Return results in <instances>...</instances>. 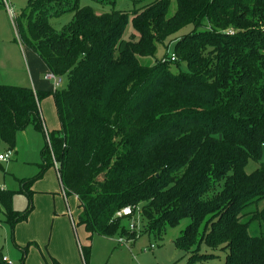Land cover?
Listing matches in <instances>:
<instances>
[{"label":"trees","instance_id":"obj_1","mask_svg":"<svg viewBox=\"0 0 264 264\" xmlns=\"http://www.w3.org/2000/svg\"><path fill=\"white\" fill-rule=\"evenodd\" d=\"M95 1L111 10L29 0L18 33L68 87L0 84V141L14 150L21 130L44 131L40 103L52 96L61 127L45 133L39 176L57 168L90 238L135 240L132 217L118 215L131 206L163 230L190 218L174 240L186 264H220L203 246L226 251L222 264H264V0H176L174 14L172 0L131 10ZM66 13L56 29L51 19ZM188 25L177 60L141 62ZM251 161L259 166L248 171ZM32 182L23 180L30 197ZM15 194L0 188V223L12 227L33 210L15 209ZM81 252L87 262L91 248ZM0 264H12L1 250Z\"/></svg>","mask_w":264,"mask_h":264},{"label":"rangeland","instance_id":"obj_2","mask_svg":"<svg viewBox=\"0 0 264 264\" xmlns=\"http://www.w3.org/2000/svg\"><path fill=\"white\" fill-rule=\"evenodd\" d=\"M150 1L152 0H118L116 6L117 9L131 10L142 7ZM28 3L29 0H0V84L31 86L33 76L51 86L52 84L45 77L48 72L47 66L39 55L24 43L16 27L17 18ZM81 5H90L100 11L111 10V5H102L95 0H81ZM176 9V0H172L170 13L174 14ZM72 16V13H66L60 17L52 18L51 23L60 30L72 19ZM192 29V25L181 29L167 40V45H157L156 57H141V62L151 65L157 59H161L162 62L169 61V56L174 53L178 39ZM133 32V25L129 24L126 30V38H131ZM186 68V64L181 62L179 69L185 70ZM62 79L63 82L58 87L59 89L68 87L67 80L64 77ZM41 107L42 110L45 108L48 110L53 120L56 118L55 127L60 128L54 100L50 101L49 97L43 99ZM55 127H51V123L48 124V129ZM39 131L42 139H45L44 131L41 129ZM44 145V140L43 143L28 142L19 134L14 150L9 149L7 144L0 141V154L7 151L12 152V157L8 161H0V188L16 191L13 200L15 209L24 210L28 206H33L28 219L19 222L15 227L5 222L4 216L1 215L0 250L10 263L52 264L50 247L56 253H61L62 246L69 244L66 238L68 230L65 226V217L70 223L74 245L77 246V249L78 242L82 245H91L88 264H186L188 262L190 253L178 248L174 240L191 222L190 218L183 219L179 226L167 227L166 230H163L154 226L141 214L136 227L137 237L135 240L121 244L119 242L121 235L114 238L95 235L90 242L84 227L79 226L74 229L72 226L69 216L71 212L69 211L73 212L72 214L76 219L78 214L76 198L74 196L64 197L54 167L47 169L42 176H39L40 164L42 163L41 151ZM258 166V163L251 161L247 170L253 171ZM104 176L105 173H101L98 179L102 181ZM23 180H33L31 197L23 189ZM262 206H264V201L260 203V207ZM151 225H153L152 228ZM252 230L254 233L259 231L255 226L252 227ZM33 235H35V239L30 238ZM124 238L127 240L126 237ZM151 245L155 247L151 249ZM202 251L220 254L222 260L217 259L215 263H224L226 251L211 249L207 246H203ZM72 255L71 258L75 262L80 261L79 250L77 252L74 250Z\"/></svg>","mask_w":264,"mask_h":264},{"label":"crops","instance_id":"obj_3","mask_svg":"<svg viewBox=\"0 0 264 264\" xmlns=\"http://www.w3.org/2000/svg\"><path fill=\"white\" fill-rule=\"evenodd\" d=\"M47 69L49 71L48 67H47ZM46 80L48 82H50L52 85L48 86L49 84H47V83H45L43 81H40L37 77L35 78V77L32 76V85H31V87H33L35 90H45V89H47V90H55L56 88H55L53 82L51 80H48V79H46ZM47 86H48V88H47ZM52 99L54 100V98L52 96H50L49 100L52 101ZM54 105H55V102H54ZM40 109H41V114H42L43 122H44V137H45V139H42V135H41L39 129H37L34 124H31L26 129L21 130L18 134H19L20 137L25 138L28 142L36 141V143H40V142L43 143V140H44L45 141V145H46V134L45 133L47 131H53V130H57V129H60V128H56L55 127L56 123H57L56 118H54V120H53L52 116H50V113L48 112V110L46 108L42 110L41 103H40ZM55 109H56V107H55ZM42 111L44 112V114H43ZM56 113H57V111H56ZM49 123H51V127H55V128L48 129V124ZM60 127H61V124H60ZM45 145H44V147H45ZM43 148H42V150H43ZM51 169H53V167H51ZM54 169L57 171L56 167H54ZM62 192H63V189H62ZM63 195H64L65 198H69L64 192H63ZM74 198H76V202H77V206H78V214H77V218H78V215H79V213L81 211L80 208H79V199H78L77 196H74ZM69 212L73 213L72 211H69ZM69 216H70V213H69ZM70 221H71L72 226L74 227V229L79 227V226H75L73 224L71 216H70ZM65 226H66V229L68 230L66 238H67L69 244L67 246H62L61 253H56L55 251L52 250V247H50L52 255H50V254L49 255H50V259H51L52 264H53V260H56L60 264H88L89 260L86 262L85 259L83 258L82 252H81V248L84 247V246H87V245H82V244H80L78 242V244H77L78 245V249H77V246L74 245L73 234L71 232V226H70V223H69L67 217H65ZM82 227H84V226H82ZM87 235H88V240L91 242L95 235H93L91 238H90V234L88 232H87ZM102 237H105V236H102ZM30 238L35 239V235L30 236ZM107 238H111V237H107ZM112 238H114V237H112ZM89 247L91 248V245ZM74 250H75V252H77V250H79L80 255H81V259L78 262H75V260L71 258L73 256L72 252ZM70 252H71V254H70Z\"/></svg>","mask_w":264,"mask_h":264},{"label":"built area","instance_id":"obj_4","mask_svg":"<svg viewBox=\"0 0 264 264\" xmlns=\"http://www.w3.org/2000/svg\"><path fill=\"white\" fill-rule=\"evenodd\" d=\"M230 34H233L234 33V30H229L228 31ZM169 59L171 61H175L177 60V56L175 53H171V55L169 56ZM46 79L48 80H51L55 86V88H58L62 82H63V79L62 77H60L59 75L55 74L53 71L49 70L47 73H46ZM12 157V152L11 151H7L6 153H2L0 154V161H8L10 158ZM118 215L119 216H125V217H132L131 221H130V229L131 231L133 230H136V227L139 223V217H140V213H137L135 214L134 211H133V208L131 206H126L125 208H123L120 212H118ZM71 219L73 221V224L75 225V218L74 216L72 215L71 213ZM119 242L121 244H126L128 243V240H125L124 237H120L119 239ZM155 246L154 245H151V249H153ZM4 259L6 261H8V258L4 256Z\"/></svg>","mask_w":264,"mask_h":264}]
</instances>
